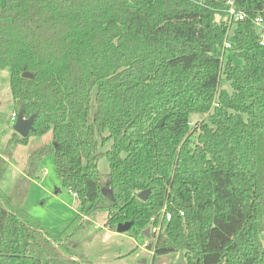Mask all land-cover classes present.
<instances>
[{
	"label": "trees",
	"instance_id": "1",
	"mask_svg": "<svg viewBox=\"0 0 264 264\" xmlns=\"http://www.w3.org/2000/svg\"><path fill=\"white\" fill-rule=\"evenodd\" d=\"M226 1L0 0L13 112L36 114L26 137L8 138L0 179L17 146L50 135L11 190H0V264H94L74 253L72 238L104 210L105 226L131 222L133 235L169 213L146 243L154 255L264 264V46L252 23L264 19V0H233L246 18L221 63ZM193 115L204 117L192 126ZM49 154L79 207L60 233L24 209Z\"/></svg>",
	"mask_w": 264,
	"mask_h": 264
},
{
	"label": "rangeland",
	"instance_id": "2",
	"mask_svg": "<svg viewBox=\"0 0 264 264\" xmlns=\"http://www.w3.org/2000/svg\"><path fill=\"white\" fill-rule=\"evenodd\" d=\"M13 111L9 72L6 69H0V157H2V151L8 138L12 133H15L12 129L14 123V120H12ZM203 117L199 115L191 116V125H196ZM49 141V133L42 136H30L26 145L16 147L0 179V190L3 193L7 194L11 190L13 183L24 171L29 152ZM106 148H108V144L101 150ZM39 164L41 172L45 171L47 175L42 176L41 174L42 177L37 181L41 180L42 186L39 184V188L34 187V191L39 197L38 201L34 204L31 203L32 198L29 199L27 201L28 209L25 210L31 216L35 215L42 220L46 226L53 227L56 233H60L77 216L74 215L73 210L75 208L74 204L78 205V201L76 197L68 193L67 189L61 186L52 154L44 156ZM97 169L102 175L108 172L109 164L106 157H101L98 160ZM47 189L48 191H46ZM56 190L59 191L54 193ZM71 205L73 207H70ZM106 219L107 211L105 210L84 218L82 228L72 238L75 246L73 248L74 253L79 256L84 255L86 259L94 264H175L176 254L154 255L153 251L146 247V243L151 241L149 236L146 237L140 233L133 235L126 231L117 232L116 228L111 229L105 226ZM65 222L67 223L66 226H64ZM35 255L39 256V253L35 251Z\"/></svg>",
	"mask_w": 264,
	"mask_h": 264
},
{
	"label": "built area",
	"instance_id": "3",
	"mask_svg": "<svg viewBox=\"0 0 264 264\" xmlns=\"http://www.w3.org/2000/svg\"><path fill=\"white\" fill-rule=\"evenodd\" d=\"M226 15L221 18V23L226 26V31L222 40V44L219 48V59L223 63L227 56L228 50L232 47L230 37L233 32V25L238 21H243L246 18V14L243 11L237 10L234 6L233 0H227ZM252 23L258 34L259 44L264 46V19L262 16H257L252 20ZM16 114H12V120H15ZM70 192V191H69ZM73 196L75 193L70 192ZM182 215V213H181ZM170 219V214L162 211L157 223H152L149 225L148 236L151 238V243H155L158 236L163 233L165 224Z\"/></svg>",
	"mask_w": 264,
	"mask_h": 264
},
{
	"label": "water",
	"instance_id": "4",
	"mask_svg": "<svg viewBox=\"0 0 264 264\" xmlns=\"http://www.w3.org/2000/svg\"><path fill=\"white\" fill-rule=\"evenodd\" d=\"M22 75L24 77H28V78L32 77V75L28 72H23ZM35 116H36V114L33 113L29 117H24L23 107L21 106L16 113V117H15V120H14V123L12 126L13 131L15 133H17L20 137H26L29 134V132L33 131V129H34L33 128V122H34ZM163 121H164V117H161L156 122L155 126L156 127L162 126ZM102 190H103V193L106 194L107 189L103 188ZM148 193H149V189L142 190L137 194V197L141 200H145ZM131 225H132L131 222L118 223L116 225V231L117 232H125L130 228ZM143 235L148 237L149 234H148L147 228L143 231ZM175 264H185L182 251L178 252Z\"/></svg>",
	"mask_w": 264,
	"mask_h": 264
},
{
	"label": "crops",
	"instance_id": "5",
	"mask_svg": "<svg viewBox=\"0 0 264 264\" xmlns=\"http://www.w3.org/2000/svg\"><path fill=\"white\" fill-rule=\"evenodd\" d=\"M22 173H23V171H22ZM22 173H20V175L22 174ZM42 174V176L43 175H47V173L45 172V171H42L41 172V169H40V164H39V167H38V169H37V171H36V175H35V177L34 178H32L31 180H30V182H31V184H30V186H29V189H28V193L26 194V198H25V207H24V209H28V207H27V201L29 200V199H31V203H34L35 204V202H37L38 201V199H39V197H38V195H36V192L34 191L35 189H34V187L37 189V188H39L40 187V185L42 186V182H38L37 180L39 179V178H41L42 176H40ZM40 184V185H39ZM43 189H44V187H43ZM45 191V190H44ZM46 191H48V189L46 190ZM45 191V192H46ZM59 190H56L54 193H57ZM68 193H70L69 191H68ZM71 194V193H70ZM72 195V194H71ZM73 196V195H72ZM73 197H75V196H73ZM75 205V208H74V210H73V212H74V215L76 216V215H78V213H79V207H78V205H76V204H74ZM70 207H73V205H71ZM34 218H36L37 220H39L42 224H44L43 222H42V220H40L38 217H36L35 215H32ZM86 218V217H85ZM63 224V223H62ZM66 222L64 223V226H66ZM45 225V224H44ZM46 226V225H45ZM46 227H48L49 229H51L52 231H54V232H56L54 229H53V227H51V226H46ZM64 228V227H63Z\"/></svg>",
	"mask_w": 264,
	"mask_h": 264
}]
</instances>
